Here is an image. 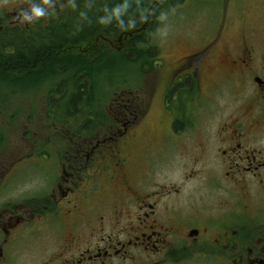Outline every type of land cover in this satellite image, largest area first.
I'll return each mask as SVG.
<instances>
[{
    "label": "flooded vegetation",
    "instance_id": "obj_1",
    "mask_svg": "<svg viewBox=\"0 0 264 264\" xmlns=\"http://www.w3.org/2000/svg\"><path fill=\"white\" fill-rule=\"evenodd\" d=\"M76 1L0 0V60L20 48L23 28L34 42L53 11L69 23ZM260 1L221 0L210 34L178 59L159 105L142 86L117 89L107 117L68 116L50 144L26 132L31 146L10 151L0 131V264H264ZM150 22L147 12L146 32ZM131 34L102 39L122 54ZM102 46L96 33L72 51L96 59ZM224 89L229 97L215 100ZM71 97L68 107H85L83 95ZM11 104L20 113V101L0 98L1 122Z\"/></svg>",
    "mask_w": 264,
    "mask_h": 264
},
{
    "label": "rangeland",
    "instance_id": "obj_2",
    "mask_svg": "<svg viewBox=\"0 0 264 264\" xmlns=\"http://www.w3.org/2000/svg\"><path fill=\"white\" fill-rule=\"evenodd\" d=\"M249 1L251 4L252 2L254 4L262 3L260 0ZM220 8L221 0H189L188 2L185 1L180 6H173L167 9L163 16H161L157 26L150 32L151 44L156 46V56L154 57L155 60L153 64L141 66L140 62L134 63L131 61L127 64L116 62L111 68L110 64L112 60L106 59L101 61L98 67L101 72L100 83H98L97 86L96 65L93 68L96 74V85L94 88L90 87L93 89L92 91H94V97L91 101L85 103V105L88 106L84 108L78 117H87L85 115L86 113L93 114V111H97V104L100 103L102 97L106 113L109 115L106 106H108V104L110 105L111 97H113L112 90L117 89L128 90L134 87L135 90H139V87L142 86L145 90V100H149L152 106L159 105L163 90L162 87L168 82L175 67L178 66V59L182 55L192 51V43L196 42V40H202L205 36L210 34L213 21H217L216 16ZM210 17H212V20ZM47 21L48 20H44L42 24L46 25ZM22 32L28 34V38L35 36L32 31L26 28H23ZM38 32L39 29L37 26L36 35ZM199 43L203 44L204 42L199 41ZM113 51L117 50L113 49ZM74 74V70L67 68L62 74L54 76L47 83L42 84L36 89L29 90L26 94L21 95L19 91H12L8 99H5V94L6 90L9 89H7L4 79H0V81H2L0 82V98L11 101L17 100V102L20 101L21 103V111L18 114L14 112L15 104H11V106H6L5 108L1 107V110L4 112V117L2 118L4 121H0V131H2L6 137L5 144L7 149L12 151L17 144H21L22 148L31 146L28 141L24 139L26 132L28 133L27 139L33 141L34 139L31 136V134H33L37 138V142L40 146L41 143L50 144L51 140H48L49 137H56V135L61 132V125L65 123L66 117H68L65 116L66 112H69L65 107L66 100L70 98L76 90L73 79ZM82 79H84V77L79 75L76 83H80ZM209 80L208 77H205L204 83L210 82ZM60 83H63V86L61 85L63 88L59 90L58 84ZM212 86L211 84L210 87ZM146 89H149V91ZM97 90L101 91L98 93ZM205 90H207V88H205ZM225 90L226 89H224L223 92L216 91L217 94H214L216 97L215 100L228 98L229 92H225ZM102 92L105 93V95L101 97ZM151 92H153L152 97L150 96ZM58 97L59 99H57ZM128 97H131L129 93L126 98ZM56 99L57 102L54 103V105L57 106L56 110H54L53 106V118H49V101H55ZM71 111L76 112L74 108ZM156 111L160 114V109L155 107V112L151 114L149 121L154 123L159 121L160 117ZM15 115L18 116V118ZM91 117H94V115H91ZM71 121L76 122L77 120L75 118L74 121ZM31 179L33 182L38 180V185L41 184L43 180V178L40 179L36 176H33Z\"/></svg>",
    "mask_w": 264,
    "mask_h": 264
},
{
    "label": "trees",
    "instance_id": "obj_3",
    "mask_svg": "<svg viewBox=\"0 0 264 264\" xmlns=\"http://www.w3.org/2000/svg\"><path fill=\"white\" fill-rule=\"evenodd\" d=\"M185 0H77L76 6L70 9V16L64 19L62 12L60 15L54 11L47 21V26L40 23L37 39L30 43L28 34L22 32L20 48H17L15 54L5 56L0 60V79H4L7 86L6 98L14 90L26 94L47 83L58 74H62L67 68L74 70V85L76 90L71 99L76 101L78 97L84 96V100L93 99L94 88L96 85V74L93 68L97 65V86L100 83L99 63L103 60H112L110 67L117 63H139L141 66L152 65L154 62L155 45L151 44L150 32L157 26L161 16L167 9L179 6ZM149 14L150 23L148 32L142 29L145 15ZM68 28V35L64 28ZM131 34L128 49L124 53H119L110 49L108 43L104 42L102 37L110 39L118 38L122 33ZM97 33V40L103 45L97 49L96 59H85V57L76 56L72 49L82 45V41ZM68 36V39L66 38ZM69 45V46H68ZM147 45V46H146ZM71 53L67 55V50ZM144 53H147L146 55ZM84 77L80 83H76L77 77ZM2 82V81H0ZM63 83L58 84L59 90L63 88ZM79 87V89L77 88ZM99 88V87H98ZM87 89V91H83ZM91 89V90H90ZM105 93H101V97ZM1 96V95H0ZM59 99V97L57 98ZM54 101V103L57 101ZM98 99V97H97ZM88 105H85L87 107ZM54 105V110H56ZM69 113L65 116L77 117L85 107L77 108L75 104L65 106ZM76 112H72V109ZM95 110V109H94ZM87 117L108 116L105 110L103 97L97 104V113H86Z\"/></svg>",
    "mask_w": 264,
    "mask_h": 264
}]
</instances>
